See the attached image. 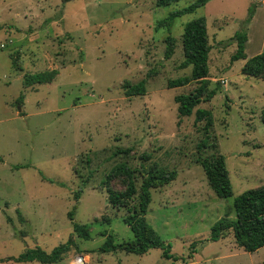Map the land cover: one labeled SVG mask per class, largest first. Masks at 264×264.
I'll list each match as a JSON object with an SVG mask.
<instances>
[{
	"label": "rangeland",
	"instance_id": "374dc122",
	"mask_svg": "<svg viewBox=\"0 0 264 264\" xmlns=\"http://www.w3.org/2000/svg\"><path fill=\"white\" fill-rule=\"evenodd\" d=\"M194 1L156 6L155 0H0V264H41L4 259L36 245L49 252L68 239L75 244L50 264H71L78 253L86 264H264V246L247 252L231 234L209 240L211 226L227 208L234 218V197L264 184V79L241 73L244 59L231 61L237 44L230 40L245 29L247 57L264 50V0H209L169 26H157L170 11ZM200 16L211 45L209 87L220 90L179 117L175 95L197 82L168 88L167 81L190 75L191 65L179 67L181 34L186 22ZM168 34L176 45L164 59ZM150 68L155 73L146 93L126 97L123 82L136 83ZM51 69L59 71L51 83L23 84L26 74ZM197 108L212 111L211 133L225 157L230 197L216 196L197 163L203 137L194 123ZM127 147L129 154L112 156ZM143 153L148 161L140 159ZM121 162L177 170L173 181L151 190L145 215L169 245V257L161 248L142 255L99 251L106 239L102 231L114 242L133 237L122 219L125 209L107 200L106 188L123 189L126 178L103 183ZM141 179L139 174L137 187ZM75 203L74 221L88 225V240L72 231L68 211Z\"/></svg>",
	"mask_w": 264,
	"mask_h": 264
},
{
	"label": "trees",
	"instance_id": "16d2710c",
	"mask_svg": "<svg viewBox=\"0 0 264 264\" xmlns=\"http://www.w3.org/2000/svg\"><path fill=\"white\" fill-rule=\"evenodd\" d=\"M179 0H155L156 6H167ZM209 0H196L193 3L170 11L167 17L158 21L157 26L170 25L172 19L185 13L193 11L195 8L205 5ZM236 40V51L231 55V61L244 59L241 67V73L246 76L264 79V50L247 57L245 53V44L247 42V33L245 29L238 30L230 38ZM165 49L164 59H170L174 53L176 39L168 34L164 38ZM183 60L179 67L184 68L192 66L191 73L188 76L169 79L167 87H179L187 85L190 82H197V86L186 93L175 95L177 104V113L179 117L189 116L193 113L194 108L201 102H209L220 90V86L209 87L210 79L208 78V56L211 45L208 41L207 23L204 16L194 18L186 22L181 34ZM12 65H16V60H12ZM155 70L150 68L145 77L131 83L125 81L122 84L123 93L126 97L144 95L146 93L147 79L154 75ZM59 74L58 69L39 71L26 74L23 78V84L30 86L34 84L51 83ZM23 96L18 97V103H21ZM195 124H200L203 137L197 143V163L201 165L205 174L207 183L216 196L221 198L233 195L232 183L229 171L226 166L224 155L217 148V141L214 134L211 133L213 127L212 111L207 108H197L195 110ZM261 121L264 124V109L261 111ZM132 147L117 148L112 156L118 154H129ZM140 159L148 161L150 155L143 153ZM28 166V164L22 165ZM20 167V166H15ZM142 176L139 187L136 186L137 176ZM176 169L150 168L145 169L141 165L140 169L130 168L126 163H117L106 174L103 183L108 182L112 177H125V187L120 190L106 188L107 200L109 204L116 209H125L123 221L129 226L133 233L132 239L114 242L113 236L106 231L101 234L106 236L103 244L100 245V252H115L122 250L138 255L147 253L151 248L163 249L162 255L169 257V245H167L159 234L152 228L146 220L149 203L151 201V190L158 189L173 181L177 177ZM81 190L73 194L75 202L80 198ZM136 198L133 204L129 201ZM76 203L68 211V217L71 220L72 231L80 238L88 240L91 238L87 224L74 221ZM234 218L230 217L231 208H227L224 216L220 217L210 228L209 240L217 241L229 234L232 235L235 244L247 252H254L264 246V184L250 188L233 199ZM18 218L21 222L25 219L17 210ZM10 222V218L7 217ZM75 243L68 239L66 242L55 246L47 252L39 245L27 247L18 256H8L4 260L16 263L37 261L41 264H50L63 259V256L70 250ZM168 248V249H167ZM80 254V253H78Z\"/></svg>",
	"mask_w": 264,
	"mask_h": 264
},
{
	"label": "built area",
	"instance_id": "2783aa9c",
	"mask_svg": "<svg viewBox=\"0 0 264 264\" xmlns=\"http://www.w3.org/2000/svg\"><path fill=\"white\" fill-rule=\"evenodd\" d=\"M71 264H86V262L81 254H76L72 259Z\"/></svg>",
	"mask_w": 264,
	"mask_h": 264
},
{
	"label": "crops",
	"instance_id": "0c3cea01",
	"mask_svg": "<svg viewBox=\"0 0 264 264\" xmlns=\"http://www.w3.org/2000/svg\"><path fill=\"white\" fill-rule=\"evenodd\" d=\"M247 41H248V39H247ZM247 43V42H246ZM259 52H261V51H259ZM259 52H257V53H259Z\"/></svg>",
	"mask_w": 264,
	"mask_h": 264
},
{
	"label": "water",
	"instance_id": "95a60500",
	"mask_svg": "<svg viewBox=\"0 0 264 264\" xmlns=\"http://www.w3.org/2000/svg\"><path fill=\"white\" fill-rule=\"evenodd\" d=\"M18 109H19V107H18Z\"/></svg>",
	"mask_w": 264,
	"mask_h": 264
}]
</instances>
